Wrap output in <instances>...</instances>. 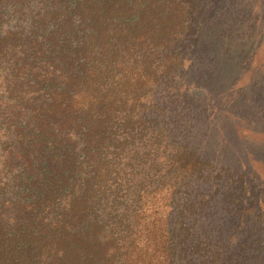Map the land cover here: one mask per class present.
<instances>
[{"label": "trees", "instance_id": "1", "mask_svg": "<svg viewBox=\"0 0 264 264\" xmlns=\"http://www.w3.org/2000/svg\"><path fill=\"white\" fill-rule=\"evenodd\" d=\"M263 7L0 0V264H240L227 242L263 227L264 196L246 187L262 177L247 163L233 172L236 222L215 247L208 184L225 178L180 137L181 104L206 115L212 46L235 55L232 39H248L247 23L257 34ZM258 45L239 58L251 64ZM254 250L264 260V236Z\"/></svg>", "mask_w": 264, "mask_h": 264}, {"label": "rangeland", "instance_id": "2", "mask_svg": "<svg viewBox=\"0 0 264 264\" xmlns=\"http://www.w3.org/2000/svg\"><path fill=\"white\" fill-rule=\"evenodd\" d=\"M257 27V34H253L247 23L245 35L248 39L245 40V38L242 41L237 37L232 39L231 42L240 45V51L234 52L235 55L231 54L228 57L222 42H216V46H212L210 53L214 62L217 63L219 72L211 80L207 79L213 95L210 97L206 115H200L201 107L197 102L181 104L184 107L185 116H190L191 121L188 134L186 131L181 132L180 129V137H183L184 141H187L186 137H188L191 145L202 154L201 156L209 157L213 161L217 174L213 175V178H225L208 184V188L211 189L210 206L211 215H213L209 222L212 230L210 239L217 248L227 242L226 238L219 237L221 228L229 229L236 222L235 210L228 203V197L234 189V184L230 182L231 178H234L233 172L235 174L238 172L236 171L238 166L247 163L262 177L256 182H247L246 187L251 192V199L256 203V199L264 196V19ZM232 33L238 32L232 30ZM212 36L214 35L211 34L210 39L215 42ZM230 39H226L225 43L229 44ZM258 43L252 63L243 62L244 59L239 58L240 53L243 50L245 54L250 53L252 47ZM209 56L210 54L207 58ZM196 60L199 61V58ZM199 63L196 69L187 70V79L199 76L198 73L203 68L199 67ZM216 91L223 93V97L220 98L224 103L223 108L231 111H226L227 115L222 113L221 109L218 111L221 103L215 99ZM197 96L194 97L201 103L204 97ZM183 112L181 113L184 115ZM258 215L259 213H255L252 218ZM245 229L247 230L240 234L243 237L227 242L232 246L227 248V253H234L240 264H264L259 252L254 250L256 239L264 236V225L260 228L256 224H248ZM237 246L245 247L238 256Z\"/></svg>", "mask_w": 264, "mask_h": 264}]
</instances>
